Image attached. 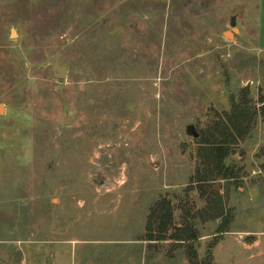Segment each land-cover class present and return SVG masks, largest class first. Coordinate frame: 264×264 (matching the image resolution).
Segmentation results:
<instances>
[{"label":"rangeland","instance_id":"obj_1","mask_svg":"<svg viewBox=\"0 0 264 264\" xmlns=\"http://www.w3.org/2000/svg\"><path fill=\"white\" fill-rule=\"evenodd\" d=\"M0 104V264H264V0H0Z\"/></svg>","mask_w":264,"mask_h":264},{"label":"trees","instance_id":"obj_2","mask_svg":"<svg viewBox=\"0 0 264 264\" xmlns=\"http://www.w3.org/2000/svg\"><path fill=\"white\" fill-rule=\"evenodd\" d=\"M230 126L232 128H227V135L223 136V138L220 140L221 143L214 149V153L212 155V167L216 169H220L222 167V160H224L225 156L227 155V143L229 142L228 137L233 136L232 134L229 133V130L234 129L236 132H238V128L234 126L231 121H230ZM169 214L162 215L160 218V224L159 226V232H164V230L167 227V224L169 223ZM176 241H181L185 242L186 240H179L177 239ZM187 241H190L188 239ZM187 255L190 257L189 264H204L202 261H200L196 255V253L192 250V248H188Z\"/></svg>","mask_w":264,"mask_h":264},{"label":"water","instance_id":"obj_3","mask_svg":"<svg viewBox=\"0 0 264 264\" xmlns=\"http://www.w3.org/2000/svg\"><path fill=\"white\" fill-rule=\"evenodd\" d=\"M229 27L233 33H236L235 17H232L230 19ZM14 35H15V33L11 32V36H14ZM231 36H232L231 32L226 33V37H231ZM53 69L55 71V78L57 80H63L65 78V67L59 66L57 60L55 61ZM3 113H4V107L0 104V116L3 115ZM71 120H72L71 118H68V116L66 114H64V116H63V124L64 125H68L71 122ZM186 134L188 136H191L193 139L198 138V133L195 132V130L192 126L187 127Z\"/></svg>","mask_w":264,"mask_h":264}]
</instances>
